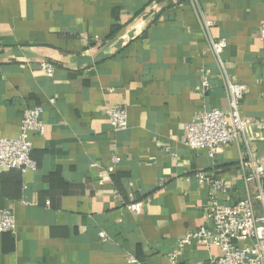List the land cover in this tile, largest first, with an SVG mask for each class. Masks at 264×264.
Returning <instances> with one entry per match:
<instances>
[{
	"label": "crops",
	"instance_id": "0c3cea01",
	"mask_svg": "<svg viewBox=\"0 0 264 264\" xmlns=\"http://www.w3.org/2000/svg\"><path fill=\"white\" fill-rule=\"evenodd\" d=\"M263 25L264 0H0V137L17 138L28 109L41 107L47 126L31 136L36 169L0 173V209L17 225L0 235V264H171L216 195L196 174L225 184L221 205L246 198L241 159L264 157ZM210 38L227 41L229 77L248 86L242 112L255 124L248 146L215 159L185 146L188 124L228 108ZM117 105L122 132L105 114ZM212 256L218 248L193 244L178 264Z\"/></svg>",
	"mask_w": 264,
	"mask_h": 264
},
{
	"label": "built area",
	"instance_id": "2783aa9c",
	"mask_svg": "<svg viewBox=\"0 0 264 264\" xmlns=\"http://www.w3.org/2000/svg\"><path fill=\"white\" fill-rule=\"evenodd\" d=\"M206 27L209 30L211 24H206ZM259 35L264 40V25ZM210 44L229 95L228 108L204 111L196 121L188 124L185 128V146L191 150H205L210 158L215 159L225 146H248L246 137L255 124L246 119L242 112V102L249 93L248 86L234 83L229 77L227 63L223 58L227 41L210 38ZM40 65L47 77L54 76L55 69L51 63L44 61ZM202 86L207 88L209 84L203 81ZM42 114L41 107L26 110L19 136L15 139L0 137V173L4 169L19 170L22 173L36 169L37 164L31 156V136L44 135L46 132L47 126ZM105 114L114 132L127 130L128 113L125 106L117 105L106 110ZM112 161L113 166L109 168V172H113L114 165L120 162L116 156ZM239 167L247 186V196L233 205H221L217 199V194L227 192L225 184L206 173L196 174L198 184L211 186L216 195L207 209V225L187 232L177 242L175 250L169 256L171 264H178L185 248L193 244L207 249L218 248L220 251V256H212L201 264H264V157L259 158L255 153L247 151ZM128 209L136 216L143 213L141 203L133 202ZM16 228L13 212L0 209V235L14 234ZM101 238L105 242L109 240L105 234ZM125 264L142 263L129 255Z\"/></svg>",
	"mask_w": 264,
	"mask_h": 264
}]
</instances>
